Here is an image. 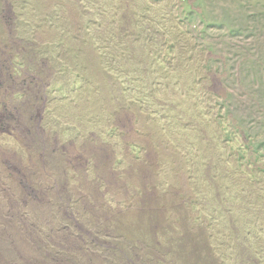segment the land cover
<instances>
[{
    "label": "rangeland",
    "instance_id": "374dc122",
    "mask_svg": "<svg viewBox=\"0 0 264 264\" xmlns=\"http://www.w3.org/2000/svg\"><path fill=\"white\" fill-rule=\"evenodd\" d=\"M0 264H264V0H0Z\"/></svg>",
    "mask_w": 264,
    "mask_h": 264
}]
</instances>
